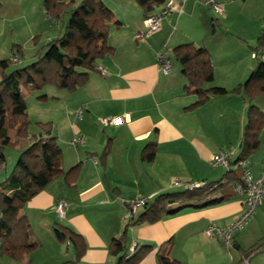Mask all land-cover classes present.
<instances>
[{
    "label": "crops",
    "instance_id": "1",
    "mask_svg": "<svg viewBox=\"0 0 264 264\" xmlns=\"http://www.w3.org/2000/svg\"><path fill=\"white\" fill-rule=\"evenodd\" d=\"M102 1L120 25H110L107 42L113 51L97 60L96 67L88 71L87 81L72 91L51 85L39 92L21 88L28 117L36 125L33 134H46L36 122H49L58 147L48 150L51 166L41 175L46 183L19 210L26 216L29 230V243L19 264H60L73 259L71 244L65 241L62 245L54 233L55 224L68 226L83 237L85 251L76 264H117L118 255L109 251V243L123 233L129 254L133 244L152 246L137 264H157L156 249L168 240L170 256L185 264H235V257L230 258L223 250L227 249L205 230L211 224L231 222L244 208L243 195L236 194L220 204L185 208L154 223L130 226L124 218V201L138 196L150 200L175 190L177 187L171 185L174 179L195 185L222 179L224 173L212 170L209 160L222 149L232 153L231 160L238 155L246 102L233 93L212 96L204 104L191 107L196 97L185 93L180 65L174 63L164 74L156 55L166 49L173 57L175 46L193 42L209 51L213 81L205 87L232 89L242 84L257 64L251 54L259 32L264 31V0H214L222 7L221 13L201 8V0H163L154 14L170 1L175 9L152 33H146L142 9L135 0ZM42 3L0 0V59H11L15 50L17 63L24 65L61 34L60 25L49 17ZM254 104L264 111L261 98ZM79 108L83 109L82 116L76 118ZM114 116L123 120L118 125L99 123L101 117ZM76 135L83 137L77 147L70 144ZM104 150L106 154L101 156ZM263 160L261 141L246 159L254 177ZM76 164L77 176L68 184L64 172ZM2 166L0 181L6 174L5 161ZM59 198L66 202L62 218L55 212ZM245 226L247 234L260 235L262 229L264 233V199ZM6 230L1 224L0 233ZM240 233L235 234L231 249L239 254L237 264H251L254 253L241 260L246 249L240 245Z\"/></svg>",
    "mask_w": 264,
    "mask_h": 264
},
{
    "label": "trees",
    "instance_id": "2",
    "mask_svg": "<svg viewBox=\"0 0 264 264\" xmlns=\"http://www.w3.org/2000/svg\"><path fill=\"white\" fill-rule=\"evenodd\" d=\"M135 1L142 9L144 18L154 15L155 7L163 3V0ZM42 4L49 17L60 25L61 34L38 49L24 65H17V62L8 58L0 59V171L3 168L4 148L8 145L16 148L22 141L27 142L20 149L12 170L0 181V226H7L6 232L0 233V252L18 261L29 243L27 218L19 210L46 183L41 175L51 166L48 150L51 146L58 147L56 137L50 134L49 122H36L46 134H28L27 127L31 121L21 88L39 92L51 85L59 90L72 91L81 86L87 81L88 71L96 67L97 60L113 51L107 42L110 25H120L102 0H79L77 3L43 0ZM263 45L264 31L261 30L254 51ZM172 54L186 80L185 93L196 97L191 107L204 104L212 96L237 93L243 97L247 104L246 122L240 151L231 160V165L246 160L264 141V111L254 104L255 99L264 95V60L257 58L256 66L242 84L232 89L221 86L209 89L205 85L213 81V66L207 48L187 42L175 46ZM104 154L106 150L101 156ZM151 156L152 153H149L148 157ZM78 167L79 164H76L64 172L68 184L74 182ZM242 174L243 169L237 166L227 169L222 179L159 193L150 200L148 198L126 226L154 223L185 208H202L229 201L236 196L233 184H243ZM53 230L59 239L69 242L74 250L73 259L60 264H76L85 251L83 237L62 224H55ZM263 245L264 236L262 241L244 251L241 260L259 251ZM8 246H12V249ZM170 246L171 240H168L157 247V264H185L170 256ZM151 250L149 244L136 245L129 254L124 233L109 243V251L118 255L117 264H137Z\"/></svg>",
    "mask_w": 264,
    "mask_h": 264
},
{
    "label": "built area",
    "instance_id": "3",
    "mask_svg": "<svg viewBox=\"0 0 264 264\" xmlns=\"http://www.w3.org/2000/svg\"><path fill=\"white\" fill-rule=\"evenodd\" d=\"M67 1L75 3L78 0ZM200 2L204 5V7L212 8V10L217 13L222 12V7L214 0H201ZM172 9H175V5L170 1L165 4L159 13L145 17L143 19V24L145 25L146 33H152L158 30L161 26L162 19ZM262 23L264 25V18ZM251 55L256 59L258 58L264 60V45L259 48V50L253 51ZM156 59L159 70L164 74L169 73L173 69V58L168 50H160L156 55ZM11 60H18L15 50H13ZM98 69L101 74H106V70L104 68L98 67ZM82 110V108H79L75 112L76 118H80L82 116ZM122 120V116L101 117L99 118V123L102 125H118ZM81 143H83V137L79 135L74 136L70 141V144L75 147ZM231 155L232 153L230 151L222 149L211 156L209 163L213 167H224L230 169ZM237 166H240L243 169V184L241 185L239 183H234L232 187L237 195L244 196V208L231 222L223 226L211 224L205 230V234L207 236L216 238L226 249H231L233 247L235 234L244 228L247 222L254 215L259 203L264 199V160L262 161L259 174L256 177H254L248 171V161H240ZM171 185L182 188H192L195 186V184L182 182L176 179L171 182ZM147 201L148 198L144 196H138L131 200H125V221L129 222L133 220L136 217L138 211L147 203ZM65 209V200L63 198H59L55 204V212L59 218L64 217ZM66 244L69 245V242ZM134 247L135 244L130 247V251H132Z\"/></svg>",
    "mask_w": 264,
    "mask_h": 264
},
{
    "label": "rangeland",
    "instance_id": "4",
    "mask_svg": "<svg viewBox=\"0 0 264 264\" xmlns=\"http://www.w3.org/2000/svg\"><path fill=\"white\" fill-rule=\"evenodd\" d=\"M77 2H79V0L76 1L75 3H77ZM199 6H201V8H206V7H204V5L201 2L199 3ZM67 19H68V15L65 16V20H67ZM261 25H263V24H261ZM17 61H15V62H17ZM173 62L175 63V66H179L178 61H176L174 59ZM16 64L19 65L18 63H16ZM259 98H261V100L264 102V95L259 96ZM35 126L36 125L34 123H32V124L30 123V125L27 127V131H28L29 135H32L36 131ZM21 144H23V141L16 148L14 146H9V145L4 148V152H3L4 157H5L4 161L7 164L6 173H9L12 170L14 164L16 163L18 156H19L20 149L24 147ZM211 169L215 170L217 172H222V173H224L227 170V168H224V167H214V169L213 168H211ZM0 176L1 177L4 176V170H2V172L0 173ZM171 191H174V190H171ZM253 216H252V218H253ZM248 222H247V224H248ZM244 227H246V226H244ZM240 232H241L240 234H243L241 236L242 239H240V245L242 246V248H244V250L245 249L248 250L250 247H252V246L258 244L260 241H262V238H260V237H261V235L264 234L263 229L261 232L262 234H260V235L258 233H248L247 234V233H245L246 232L245 228L243 230H241ZM62 245L64 246V242L62 243ZM63 248H64V250H66L65 247H63ZM223 250L225 251V253H227L229 255L230 258L235 257V260H237L235 262V264L238 263L239 254L237 252H235L233 249H230V250L223 249ZM254 254H255L254 255L255 257L252 258L250 263L251 264H264V245L259 251H257ZM0 264H19V262H18V260L13 259L9 255L2 254L0 252Z\"/></svg>",
    "mask_w": 264,
    "mask_h": 264
}]
</instances>
